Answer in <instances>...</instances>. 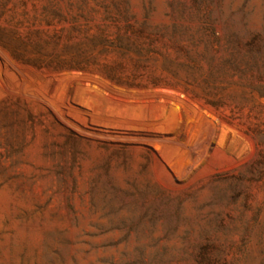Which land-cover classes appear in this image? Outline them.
Masks as SVG:
<instances>
[{
    "label": "rangeland",
    "instance_id": "obj_1",
    "mask_svg": "<svg viewBox=\"0 0 264 264\" xmlns=\"http://www.w3.org/2000/svg\"><path fill=\"white\" fill-rule=\"evenodd\" d=\"M0 264H264V0H0Z\"/></svg>",
    "mask_w": 264,
    "mask_h": 264
}]
</instances>
